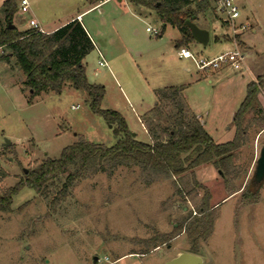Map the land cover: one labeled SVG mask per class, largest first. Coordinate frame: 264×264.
<instances>
[{
    "label": "rangeland",
    "instance_id": "374dc122",
    "mask_svg": "<svg viewBox=\"0 0 264 264\" xmlns=\"http://www.w3.org/2000/svg\"><path fill=\"white\" fill-rule=\"evenodd\" d=\"M29 1V10L19 7L14 14L19 28L29 25L33 12L48 27L44 20L49 17L64 19L89 4L87 0ZM237 1L240 21L249 23L250 28L237 38L245 68L238 74L241 85L235 91L215 81L209 83L191 59L184 62H189L192 71L184 70L186 62H177L180 30L165 24L154 8L131 0H112L84 14V23L107 63L99 64L97 48L85 61L89 82L105 86L102 108L119 112L137 139L147 143L154 139H149L140 122V103L156 104L154 87L200 80L187 95L202 114L211 106L217 113L237 110L246 97L248 83L264 75V0ZM224 20V14L210 9L201 13L195 22L209 30V44L203 46L195 40L182 44H187L196 58H214L234 50L232 30ZM147 26L162 29V34L147 32ZM129 46L138 49L141 56L127 54L124 48ZM24 82L25 74L14 58L0 60V165L8 175L0 182V194L25 180L26 169H35L47 158H59L79 135L107 146L117 141L116 125L89 108L84 91L66 84L62 93H42L30 104V91ZM258 107L264 109V88L259 106L246 116L247 132L227 176L213 163L194 170L195 179L211 193L210 206L217 207L214 231L202 252L205 264H264V180H255L257 159L264 146V111ZM234 114L228 117L231 129L215 135L220 142L234 139ZM158 123L165 124L166 115L149 118L147 129ZM6 139L11 145L4 146ZM64 178L50 183L45 193L22 188L13 197L12 211L0 212V264H95L94 257L99 258L97 264H107L105 257L114 261L124 255L117 264H164L176 251L191 249L185 231L156 249L141 242L156 232L186 227L198 216L194 213L202 204L204 191L194 186L189 172L174 177L162 171L119 166L110 174L93 166L88 178L77 182L53 212L50 203ZM256 188V201L244 195L257 193ZM142 251L146 254L137 255Z\"/></svg>",
    "mask_w": 264,
    "mask_h": 264
},
{
    "label": "trees",
    "instance_id": "16d2710c",
    "mask_svg": "<svg viewBox=\"0 0 264 264\" xmlns=\"http://www.w3.org/2000/svg\"><path fill=\"white\" fill-rule=\"evenodd\" d=\"M131 1L154 8L165 24L176 26L182 33L178 47L185 45L182 43L194 41L184 21L195 16L198 18L208 10L205 2L194 0ZM2 10L5 13V23L0 26V60L6 57L14 58L19 69L25 74L24 84L30 91L28 103L32 104L35 97L45 92L60 94L63 87L70 84L86 93L88 106L95 114L103 116L113 127L116 125L114 132L117 141L114 145L107 146L91 142L79 135L74 144L63 149L59 158L43 160L26 174L25 180L4 190L0 194V212L12 211L13 197L22 188L29 187L39 194L45 193L50 183L65 176L50 203L51 210L55 212L77 182L88 178L93 166L110 174L119 166L162 171L174 177H181L189 172L194 186L204 191L202 204L196 213L198 216L186 227L178 225L170 233L156 232L154 237L141 242L147 248L155 249L160 245H168L185 231L192 252H199L200 246L213 234L217 207L210 206L211 193L195 179L194 170L201 165L213 163L227 176L233 167L234 153L241 147L247 132L244 127L246 116L259 106V94L264 88V75L248 83L246 97L233 118L235 137L225 143L215 142L200 119L187 107L183 97L184 86L155 90L157 104L145 121L148 124L149 118L166 115V123L148 127L149 135L154 140L147 143L137 139L119 112L102 108L105 86L89 82L84 63V59L94 50L95 45L77 18L50 33H42L34 28L19 31L16 27H8V23H13L14 14L18 10L17 0H6ZM258 108L261 112L264 111L263 108ZM71 168L74 170L70 171ZM7 176V172L0 165V182ZM255 190L257 193L244 192V195L256 201L259 192L257 188Z\"/></svg>",
    "mask_w": 264,
    "mask_h": 264
},
{
    "label": "crops",
    "instance_id": "0c3cea01",
    "mask_svg": "<svg viewBox=\"0 0 264 264\" xmlns=\"http://www.w3.org/2000/svg\"><path fill=\"white\" fill-rule=\"evenodd\" d=\"M5 1L6 0H0V26L5 23L4 22L5 13L2 10V7H3V4H4ZM81 1L82 2H85V0H81ZM87 1H89V4H88V6L86 8H83V10H80L79 9V10L75 11L74 14H71L67 18L57 19L56 20L53 17H49V19L44 20L45 24H48V27H45L44 25L41 24L39 18L36 16V14L34 12H33V15L29 18V25L26 26L25 28H19L18 25H17V23L14 22V19H13V23H14L15 27L19 31H27V30L33 28L30 25V21L32 19H35V20H37L40 23L41 27L44 29L45 32L50 33V32L55 31L56 29H58L60 26L68 23L70 20H72L74 18H77L84 25L85 29L87 30V32L89 33L91 39L93 40L94 45H95V48H97V51L99 52V55L101 57V59H99V61H105L104 58L102 57V52L97 47V43H96V40L94 39L93 34L90 32L88 26L84 23L85 16H83V15L84 14L92 13V12H94L96 10H99L102 6L109 4L112 0H87ZM118 2L120 3V2H122V0L121 1L118 0ZM17 5H18V8H19L20 7V0H17ZM204 14H205V12H204ZM52 23H53V26H51ZM164 26H166V25L164 24ZM180 35L182 37L181 31H180ZM178 43L179 42L177 41L176 47H178L177 46ZM182 46L183 47H188L187 45H182ZM182 46H180V47H182ZM124 49L126 50L127 54L132 55L133 57L141 56V54L138 53V52H140V51H138V49L137 50L136 49H132L130 46H129V48H124ZM177 56H178V59H179V60L177 59L178 60L177 62H179L180 60L182 62H184V60H188V59H185V58L180 57L179 54ZM85 61H86V58L84 59V63H85V67H86V75L88 76V68H87V64H86ZM185 62H184L185 63L184 70L186 72L190 73L192 71V69L189 66V62L188 61H185ZM242 72H244V70L243 71H240V72H237V71H234V70H232V69H230L228 67L222 68V69L217 70V71H213L211 73H205V72H202L201 71L202 77L203 78H207L209 83H212L213 81H215L217 84H223V86H225V87H227L229 89H233L234 91L236 90L237 86L241 85V80L239 79L238 74H240ZM199 81L200 80H196V81L191 82V83L190 82L189 83L186 82V83H183V84H170V85L164 86L162 88H165V87H173V86H179V87L184 86L185 88H184V91H183V97H184V100H185V102L187 104V107L190 109L191 112H193L200 119V121L203 124L204 128L211 135V137L214 139L215 142H217V143H225L223 141L220 142L221 140H218V138H217L218 136H215V135L222 134L225 131H228V130L231 129L232 126H228V123L230 122V120H229L230 118H228V117H231L232 114H234L236 112V109H233V110L231 109V111H229V112L227 111L226 113H224V111L221 112V113H217V112H215V110L211 106V110H208L207 112H205V115L202 114L203 111L201 109H199V108H195L193 106V104H192V100L191 99H188V95H187V92L192 89L193 84H199L198 83ZM162 88H155L154 87L153 88L154 89V93H155V90L162 89ZM262 90H261V93H262ZM154 99L156 100V104H157V96H156V94H155V98ZM156 104L154 106H151L152 104L151 103H148V102H144V103L141 102L140 103V109L142 110V113H143L142 115L139 116L140 117V122H141V124H142L145 132L149 136V139H151V138H150V135H149V131L147 129V126H146L147 123L145 121V118L146 117H149L148 115H149L150 111L156 106ZM129 129L132 130L130 127H129ZM135 135L137 136V133ZM164 233H170V232L169 231H166ZM183 233H185V232L183 231L180 235H183ZM141 240H144V239H141ZM206 243L207 242L203 243L200 246V248H199V252H196V253L192 252L191 249L190 250L187 249L188 247L186 249L185 248H182V249L176 251L167 260H165V262L168 261V260H170V259H172V258H174V257H176L177 255H179L182 252H189V253L197 254V255L203 257L202 256V252H205V250H206ZM189 245H190V243H189ZM132 253H134V252H132ZM128 254H131V253H128ZM143 254H146V253L144 251L137 253V255H141V256H143ZM124 256H126V255H124ZM124 256H120L119 258H116L115 260H121L122 257H124Z\"/></svg>",
    "mask_w": 264,
    "mask_h": 264
},
{
    "label": "built area",
    "instance_id": "2783aa9c",
    "mask_svg": "<svg viewBox=\"0 0 264 264\" xmlns=\"http://www.w3.org/2000/svg\"><path fill=\"white\" fill-rule=\"evenodd\" d=\"M205 2L208 5V10L213 12H219L225 15L226 25L232 30V42L234 45V50L229 52H224L219 54L214 58H196L195 55L187 47H179L178 54L180 57L185 59H191L196 67L205 73H211L213 71L220 70L222 68L228 67L234 71L240 72L245 68V55L240 49L238 43V36L242 32L250 28L249 23L241 22L242 14L241 8L237 0H195ZM20 8L23 11H27L31 8L29 0H20ZM30 25L39 32L45 33L44 29L41 27L40 23L32 19ZM146 31L158 36L162 34V29L147 26ZM2 51V49H0ZM2 53V52H1ZM101 66L107 65L105 61H99ZM73 109H77L78 106H72ZM196 214V212L194 213ZM104 261L107 264H117L119 260L110 261L108 257H105Z\"/></svg>",
    "mask_w": 264,
    "mask_h": 264
},
{
    "label": "water",
    "instance_id": "95a60500",
    "mask_svg": "<svg viewBox=\"0 0 264 264\" xmlns=\"http://www.w3.org/2000/svg\"><path fill=\"white\" fill-rule=\"evenodd\" d=\"M196 19H197L196 16L193 19H187L184 21V24L189 27L192 38L197 43L203 46H207L210 41V32L206 28H202L199 25H197V23L195 22ZM8 27L15 28V25L13 23H8ZM9 145H11V142L8 139H6L4 146H9ZM25 173H28L27 169L25 170ZM255 180L258 183H261L264 180V146L261 148L259 157L257 159ZM94 260H95V264H97L99 258L94 257ZM164 264H205V262L203 258L197 254L182 252L176 257L166 261Z\"/></svg>",
    "mask_w": 264,
    "mask_h": 264
}]
</instances>
